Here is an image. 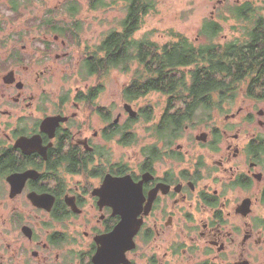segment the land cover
I'll list each match as a JSON object with an SVG mask.
<instances>
[{"label": "flooded vegetation", "instance_id": "af4514ba", "mask_svg": "<svg viewBox=\"0 0 264 264\" xmlns=\"http://www.w3.org/2000/svg\"><path fill=\"white\" fill-rule=\"evenodd\" d=\"M0 2V7L11 11L6 21L0 19V29L9 25L0 39L5 48L0 52V140L6 151L0 185L10 201L25 198L38 222L30 223L23 210L14 207L10 213L14 226L0 231V264H94L97 253L113 258L119 243L115 203L119 190L104 182L107 177L124 176L140 183L143 198L134 247L124 253L127 264H182L197 256L203 260L199 264H250L243 257L247 244H264V218L259 224L258 215L250 220L255 204H264V183L258 188L264 177L258 170L264 171L258 161V136L212 128L190 135L183 144L180 140L188 125L170 138L167 130H147L144 142L136 141L139 160L131 163L129 155L114 152L112 143L133 147L135 141H119L118 126L129 125L124 134L130 137L136 134L135 122L128 113L122 123L110 120L111 110L99 100L102 79L83 68L84 58L97 44H81L80 36L73 41L82 61L77 65L80 76L89 82L84 87H54V60L66 63L74 56L71 41L55 32L54 18L44 17L55 6L31 13L24 18V29H19L22 10L35 0ZM34 29L36 35H29ZM26 38L30 41L25 43ZM165 113L164 105L157 120L162 124ZM55 116L62 120L50 136L51 130L41 129V124ZM202 133L204 138L197 139ZM33 135L40 136L45 156L14 146L19 137ZM29 169L39 175L28 177L22 190L11 196L8 176ZM30 192L45 194L47 207L34 205ZM244 201L249 203L248 213L240 210ZM232 247L239 251L234 262L225 260Z\"/></svg>", "mask_w": 264, "mask_h": 264}, {"label": "trees", "instance_id": "16d2710c", "mask_svg": "<svg viewBox=\"0 0 264 264\" xmlns=\"http://www.w3.org/2000/svg\"><path fill=\"white\" fill-rule=\"evenodd\" d=\"M123 1L124 15L119 28L111 29L92 48L84 58L83 68L86 74H97L101 79L114 69L122 73L133 70L121 89L122 98L128 103L152 93L165 96V124L154 122L153 106L149 104L139 107L136 116L129 119L136 122L142 118L145 123L152 122L146 130H167L170 133L166 137L170 138L183 131L186 125L195 126L210 119L213 109L225 111L226 104L234 103L237 95L264 102V4L242 0L227 8L229 16L242 25L227 41H214L221 35L227 17L224 14L218 16L221 24L212 18L206 19L200 29V35L206 40L197 44L180 33H173V39L164 43L151 40L146 34L138 36L146 17L156 12L157 0ZM115 2L88 0L85 10L108 8ZM66 4L60 9H50L44 17L54 18L55 32L73 42L79 38L83 27L78 16L83 7L77 0ZM234 28L236 26H232ZM128 127L118 126V131H122L119 141L136 143L137 134L130 137L124 134ZM156 137L161 139L163 135L156 134ZM258 139L261 144L258 161L264 167V138ZM3 144L0 140V175L5 165Z\"/></svg>", "mask_w": 264, "mask_h": 264}, {"label": "rangeland", "instance_id": "374dc122", "mask_svg": "<svg viewBox=\"0 0 264 264\" xmlns=\"http://www.w3.org/2000/svg\"><path fill=\"white\" fill-rule=\"evenodd\" d=\"M43 1L45 3H43ZM71 0H35L33 5L28 8L23 9V16L20 18V23L18 24L19 29H24V18L29 17L31 13H41L45 6L54 7L55 9H60L63 2ZM83 9L78 14L83 27L79 33L81 44L84 41L89 44H98L100 40L105 36L107 32L111 29H118L119 22L124 15V1L116 0L108 8H99L92 12H87L86 4L88 0H77ZM113 0H105L106 3ZM115 1V0H114ZM242 0H157L156 12L149 14L143 27L137 32L138 36L146 34L148 38L154 40L158 43H164L173 39V33H180L188 36V38L197 44L204 43L206 38L200 35V29L206 19L212 18L213 20L221 24L222 20L218 18L219 15H225L227 20L223 22V30L220 36L215 37V42H223L233 38L235 30L242 26L236 23L226 12V9L233 6L235 2H241ZM60 3V4H58ZM257 4L263 6L264 0H256ZM1 4V2H0ZM9 10L0 7V19L7 20L9 15ZM264 13V10H263ZM62 17V16H61ZM60 18V17H58ZM66 18V17H64ZM221 20V22H220ZM5 26V27H4ZM232 26L236 28L232 29ZM13 29H17V25H12ZM9 25L5 24L0 29V39L8 33ZM29 35H36V31L28 33ZM28 38L25 39V43L29 42ZM71 50L74 52V56L68 62H63L62 60H54V70H53V85L54 87H69L74 86L84 87L85 84L89 82V79L83 78L79 72L78 64L82 61L80 60L78 52L74 49L75 45L71 41ZM74 45V46H73ZM3 44L0 45V52L4 50ZM55 52H60L57 50ZM81 53H83L81 51ZM56 53H54L55 56ZM79 72V73H78ZM132 71L128 73H122L118 69L111 70L105 77H103L104 90L99 96V100L102 104L108 105V109L111 110L112 115L110 120L117 119L118 122L122 123L127 118V111L124 110L125 101L121 95L122 87L129 81ZM1 73V69H0ZM96 77L94 78V80ZM98 81V80H96ZM58 89V90H59ZM57 90V91H58ZM132 109L138 110L139 107L143 105L153 106V117L154 122L158 120L159 112L163 109L165 105V96L152 93L147 95L145 98H139L134 101ZM166 106V105H165ZM263 110V115H258L257 112ZM120 113V114H118ZM118 114V115H117ZM118 116V117H117ZM211 118L202 120L196 123L195 126L189 125L184 139L180 142L189 141L190 135L198 134L201 131H209L210 129H215L216 131L225 130L227 132H232L233 134L238 131L242 134V137L255 135L264 138V127L259 125V119L264 120V102L256 101L252 98L243 97L242 94L237 95L234 103L226 104L225 111H220L219 109H213L211 113ZM12 123H14L15 118H11ZM94 127H98L99 123L95 118L92 121ZM152 124V122L145 123L142 118L136 121L132 127L135 130L137 137L140 138L138 144L144 142L147 137L146 127ZM193 137V136H192ZM0 138H3L2 132L0 131ZM114 152L117 155H124L128 157L131 163L139 160L138 146L135 143L133 147H123L116 142L112 143ZM258 170L263 171L262 167H258ZM258 188L263 185L264 177L258 181ZM5 187V184H4ZM1 189L0 185V193ZM19 206L23 210L24 214L30 219L33 224H37V215L34 211H31L30 204L28 201L20 197L15 201H10L7 197V189L3 190L0 194V231H5L6 229L14 226L15 223L11 221L10 213L14 211V207ZM258 215V224L260 219L264 218V204L258 201V204L253 207L250 220L256 219ZM30 216V218H29ZM256 230V229H254ZM255 232V231H254ZM0 247V253H1ZM215 252V251H214ZM231 255H228L225 260H230L234 262L238 257L239 251L235 248H231ZM249 259L250 264H264V244L256 247L254 244L248 243L246 253L243 256ZM200 260V261H199ZM202 257L197 256L192 261H184L182 264H199L202 262Z\"/></svg>", "mask_w": 264, "mask_h": 264}, {"label": "water", "instance_id": "95a60500", "mask_svg": "<svg viewBox=\"0 0 264 264\" xmlns=\"http://www.w3.org/2000/svg\"><path fill=\"white\" fill-rule=\"evenodd\" d=\"M124 109L127 111L129 116L135 117L137 114L136 110H133L130 104L125 103ZM258 115H263V110L257 112ZM62 120L60 117H48L43 120L41 124V129H50L49 133L52 136V131L57 123ZM259 125L264 127V120L259 119ZM204 133L197 136V139H203ZM40 136L33 135L31 137L21 136L15 143V147H19L23 152L39 151L45 156V153L40 149ZM39 173L36 170L29 169L24 172L13 173L8 176V181L10 183V195L13 196L22 190L25 180L28 177L36 178ZM258 179H261L262 174L258 173ZM107 184L113 183V185L118 186L119 196L117 203V213L120 215V221L118 223L117 235L119 236L118 243V253L113 258H108L100 253H97L93 257L94 264H127L129 261L125 256V251L134 247L133 236L137 232L140 226V219H137L138 213L141 211L142 196L140 192V183H133L129 176H124L120 178L107 177L105 182ZM45 194H37L35 192H30L28 197L30 201L40 207L44 206L46 200ZM240 210L244 213L250 211L248 201H244L240 206ZM245 263V262H244Z\"/></svg>", "mask_w": 264, "mask_h": 264}]
</instances>
